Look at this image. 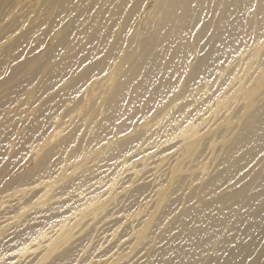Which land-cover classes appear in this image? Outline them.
<instances>
[{
    "label": "bare ground",
    "instance_id": "obj_1",
    "mask_svg": "<svg viewBox=\"0 0 264 264\" xmlns=\"http://www.w3.org/2000/svg\"><path fill=\"white\" fill-rule=\"evenodd\" d=\"M262 34L264 0H0V200L15 195L7 193L9 190L26 185L43 186L42 191L51 192V198L61 195L72 198L77 182L87 184L99 179L108 167L134 152L139 137L152 120L172 115L173 133L168 132L178 141L173 153L165 151L166 155L161 156L156 165H163L162 170L168 172V177L165 186L155 188L156 202L152 200L150 204H155L154 207L142 219L141 226L138 225L137 230L133 227L129 233L131 250L139 246L138 242H145L141 252L148 247L142 259L133 264H264V38L256 40ZM38 48L41 50L36 51ZM249 49L248 59L245 57L249 63L245 62L241 75L236 72L243 80L234 83V93L230 85L226 93L223 88L219 91L222 97L216 93L210 112L206 110L216 112L210 117L216 124L214 120L208 121L211 123L208 128L202 127L200 131L202 123L188 119L181 126L187 112L183 110L186 109L184 102L190 99L189 105H201L208 97V88L225 74L231 81H238L233 74L235 65ZM37 52L43 53L44 61L49 62L39 73L30 65ZM258 55V60L254 61ZM231 92L240 99L236 122H231L229 116L216 118L221 110H227ZM30 100L36 101V105L27 113ZM83 106H87V111L75 120L77 114L72 111ZM64 118L66 120H62ZM238 125V131L229 134ZM217 131H220L219 139L212 138L211 133ZM161 134L164 135L162 131ZM166 142L164 146L169 141ZM207 143L210 149H219L221 155L215 170L204 176V165L198 166L195 162ZM156 148L151 150L155 152ZM210 149L207 151H212ZM142 158L145 167L152 165L153 171L154 164L149 160L152 161V155ZM132 163L131 168L138 162ZM159 172L156 171V175ZM242 172L244 175L240 178H245L241 184L232 189L223 188ZM195 174L202 177L196 191L189 195L192 199L197 196V200L177 210V199L172 198L175 187L184 176ZM100 182H96V187ZM131 186L117 190L110 182L106 194L104 191L101 194L104 196L97 194L101 198L95 195L96 198L82 201L79 208L75 205L78 209L74 212L67 210L68 214L72 212L67 216L70 222H58L36 232L38 235L27 246L18 249L22 253L31 252L44 243L43 252L36 263L33 261L35 264H69L76 256L80 260L82 247L90 243L87 242L90 238L87 240L81 233L89 229L91 221L100 213L111 221L116 217H111L114 212L111 206L121 198L118 197L121 192L132 189L124 208L128 211L134 207L143 188ZM82 192L80 190L79 194ZM40 205L39 208L44 206ZM62 205V202L56 203L50 211L42 212L32 225L21 226L15 221L20 229L5 246H15L52 223L60 214L51 210H58ZM147 205L148 201L137 204L131 216L122 214L120 217L124 216L122 219L130 225L127 219L130 217L133 221ZM18 206L21 217L26 214L25 204ZM170 214L171 223L166 224L158 237L152 236L154 217L159 215L161 221ZM6 226L3 224L2 229ZM118 254L109 257L110 254L107 260L104 256L101 264H118L121 261ZM12 256L9 253L0 259L7 257L9 262H14L10 259ZM50 256H54L53 259L45 263Z\"/></svg>",
    "mask_w": 264,
    "mask_h": 264
},
{
    "label": "rangeland",
    "instance_id": "obj_2",
    "mask_svg": "<svg viewBox=\"0 0 264 264\" xmlns=\"http://www.w3.org/2000/svg\"><path fill=\"white\" fill-rule=\"evenodd\" d=\"M152 26H154V25H152ZM264 34H262V36H260V37H258V38H256V40H257V42H259V41H261V39H262V37L264 38V36H263ZM255 40V39H254ZM263 40V39H262ZM252 41H253V39H252ZM252 41H249V43L250 42H252ZM40 48H38L36 51H40L39 50ZM249 52H247V51H245L246 52V54H245V52L243 53V57H241L240 59H239V63L241 64H239V63H236V65H235V68H234V72H233V74L234 75H237V77L238 78H236V80H238V81H236V82H233V81H231L230 80V78H229V76H227V74H225V75H223L222 77H221V79L220 80H218L219 82L216 84V82H215V84L214 85H212L211 86V88L209 87L207 90H208V97H207V99L200 105V103H199V105L198 104H191V105H189V103H190V99H188V100H186L185 102H184V107H186V109H183L184 111L186 110L187 112H185V116L184 117H182V120H181V122H180V124H181V126L182 125H184V124H186L187 123V121L186 120H188V121H194L196 124H199V121L202 123L200 126V131H202L203 130V128L204 129H206V128H208V127H206V126H209L212 122L211 121H213L214 120V123L216 122V120L215 119H210V117H212L211 116V114L212 115H214V114H216V108H215V106H214V112L215 113H207L206 112V110H210V108L213 106L212 104H213V99H214V97H217V94L216 93H218V96H220V97H222V92H219V91H223V88H225L224 90H225V92L223 91V93H226L228 90H232V92H233V90H234V86H236L235 84L237 83V82H240L241 80H243V79H241V78H239L240 77V75H241V71H243V68H244V66L246 65V64H248L249 63V60L247 61V59H248V57H249V54H250V49L248 50ZM38 54H37V56L30 62V65H32V66H34V68H36L37 69V72L39 73V71L41 72L48 64H49V62H46V61H44L45 60V56H44V54L43 53H40V52H37ZM247 59H246V58ZM258 57H259V55L258 56H256L255 58H254V61H257L258 60ZM243 58H244V60H243ZM245 62H246V64H245ZM245 64V65H244ZM240 65V66H239ZM256 65H258L257 64V62L255 63V65H254V67L256 66ZM256 68V67H255ZM242 69V70H241ZM236 70V71H235ZM239 73V74H237V73ZM37 78V77H36ZM241 79V80H240ZM36 80V79H35ZM227 82V83H226ZM228 82H229V84H228ZM235 83V84H234ZM217 85V86H216ZM230 85V86H229ZM215 86V87H214ZM224 86H226V87H224ZM229 86V88L230 89H227V87ZM232 86V87H231ZM230 93L231 94V96H229L230 94H227L229 97H231V99L228 101V104L226 105L227 107H226V109L227 110H221L219 113H218V117H216V118H225V117H227V116H229L230 117V119H231V122L233 121V122H236V121H238L237 120V116H238V111H239V108H240V99L239 100H237V97H235L234 95H233V93ZM222 94V95H220V94ZM212 94V95H211ZM215 95V96H214ZM235 98H234V97ZM233 98V99H232ZM209 99H210V102H209ZM211 100H212V102H211ZM239 101V102H238ZM209 103V104H208ZM188 104V105H187ZM236 104H238V105H236ZM35 105H36V101H29V105H28V109H27V113H30L31 111H33L34 110V108H35ZM186 105V106H185ZM196 105H197V107H196ZM209 105V106H208ZM192 107V109H194V110H192L191 109V107ZM207 106V107H206ZM237 106V107H236ZM79 107V106H78ZM77 107V109H75V112L74 111H72L73 113H76L77 115H75V120L76 119H78V117H81V115H82V113H84V112H86L87 111V106H83V107H81V108H78ZM190 107V108H189ZM210 107V108H209ZM231 107H233L232 109V111L231 110H229ZM234 107H236V108H234ZM196 108H198V109H196ZM205 108V109H204ZM79 109V110H78ZM81 109V110H80ZM196 109V110H195ZM219 109V108H218ZM218 109H217V111H218ZM192 111V112H191ZM195 111V112H194ZM200 111V112H199ZM210 112V111H209ZM226 112V113H225ZM233 112V113H232ZM196 113V114H195ZM208 115V117L209 118H207V115ZM236 113V114H235ZM198 114V115H197ZM202 114H204V117H203V115ZM210 114V115H209ZM70 115V117H71V115H72V119H74V116H73V114L72 113H70L69 114ZM202 115V117H200ZM77 116V117H76ZM206 116V117H205ZM236 116V117H235ZM69 117V116H68ZM160 118H163L162 120L160 119ZM160 118H158V119H154V120H152L149 124H148V128H147V131L146 132H144L142 135L143 136H140L139 137V139H138V141H137V143H139V144H137V146H136V148H134V152L133 153H131V154H129V155H127V157H121L118 161H117V164H115V165H113V166H111V167H108V169H106V171H105V174H103V175H101L100 177H99V179H96V181H94V182H90V183H87V184H83V183H81V182H77L76 184H75V187H74V189H73V193H71V195H72V198H71V196L69 197V196H67V195H61L60 197H57V199L56 198H51V192H49V193H47L46 194V192L45 191H47L48 192V190H44V191H42L43 190V186H39V187H34L33 185H30V186H28V185H26V186H20V187H18V188H15V189H13V190H9L7 193H13L14 192V196L16 197L17 196V198L15 199V197L14 196H12V197H10V198H8L6 201L5 200H0V208L2 209V211H1V209H0V257H2V256H4V255H9V253L10 254H13V256L12 257H10V259H12L14 262H9L10 260H9V258H7V257H5V258H3L1 261H0V264H13V263H17V264H35L36 263V261H37V259L39 258L38 256L43 252V247H44V243H41L40 244V246H39V248L38 249H36V250H31V252H30V250L29 251H27V252H25V253H22V252H20L21 250H22V248L23 247H25V246H27L28 245V243L31 241V240H33V238H35L38 234L36 233V232H42V231H44V229L46 230V229H48V228H50L49 226H51V227H53L54 225H56V224H59L58 222H60V223H62V222H64V221H67V220H69L70 219V217H69V219H67V216L70 214V212L71 211H73L74 212V210L78 207V205L79 206H81V202L82 201H88V200H90V198H98V196L100 195L101 197L102 196H104V195H101V194H106V192H107V187L106 186H108L109 184H110V182L112 183H114V189H117V190H122L124 187H126V186H128V184H130V185H132L133 187H134V185H135V187H137V186H142V188H143V190H142V193L140 194V196L138 197V199H137V202L135 203V205H134V207H132L130 210H128V211H126L125 210V208H124V203H125V200L130 196V193H131V190H128V191H124V193H120L121 195H118V197L120 196L121 198H123L122 200H121V198H117L116 200H115V202L114 203H112L113 205L111 206V209H112V211H114L113 212V215H111V217H114V216H118V218H116V217H114V218H112V221H111V218L110 217H108V218H104L105 216H104V213H100L99 215H98V217H95L94 219H96V220H92L91 222H93V224L91 223L90 225H89V231L87 230V231H85L84 233H81V235L80 236H85V237H87V240L90 238L91 239V241H90V239H89V241H87V242H90V243H86V244H84V248H85V250H83L84 248L82 247V251L84 252V254H83V252L81 251L80 253L82 254V256H81V254L80 253H78L77 255H79V256H81L80 257V260H79V257L78 256H76L69 264H96V262L98 261V260H101L100 262L98 261L97 263L98 264H101L103 261H104V256H105V260H107L109 257H111V256H114V255H117L118 253L117 252H119V254H118V256L120 255V257L119 258H121V261L118 263V264H133V263H135L136 261H139V260H141L142 259V254L143 253H145V251H146V249L148 248H145V250L143 251V252H141L142 250V245H144L145 244V242L144 243H141L140 244V242H138L139 243V246H138V244H137V246H135V250H131V244H129L128 242H130L131 241V239H132V237H130L131 235V230H137L140 226H141V222H142V219L146 216V214H147V212L149 211H151L152 209L151 208H153L154 207V205L155 204H152V205H150L151 204V202H152V200H153V202L152 203H155L156 202V192H157V190L159 189V188H161V186L163 187V186H165V184H166V180H167V177H168V172L167 171H163L162 169H163V165L161 166V167H158V166H156V165H158L159 164V160H160V158H162L161 156H164V155H166L167 154V152L168 153H173V151L175 150V147H174V145H175V143L178 141V138H176L177 140H175V138L173 137V135H172V130H173V124H172V115H168L167 117H160ZM166 118V119H165ZM203 118V119H202ZM221 118V119H222ZM66 119H67V117H66ZM65 118L64 119H62V120H66ZM208 119V120H207ZM62 120H60L61 122H62ZM157 122H156V121ZM198 121V122H197ZM205 121H206V123H205ZM211 122V123H209V122ZM159 122V123H158ZM163 122V123H162ZM186 122V123H185ZM213 123V127H214V125L216 124H214ZM238 123V122H237ZM152 124V125H151ZM157 124V125H156ZM209 124V125H208ZM239 124V123H238ZM240 124H241V121H240ZM154 125H156V126H154ZM150 126H152V127H150ZM169 126H172V127H169ZM169 127V128H168ZM203 127V128H202ZM239 127H240V125H238V126H236V129H234L231 133H229V134H234V133H236L237 131H238V129H239ZM166 128H168V129H166ZM167 130V131H165V130ZM163 130L165 131V132H168L169 130L172 132V133H170V135H169V132H168V134H165V132H163ZM149 131V132H148ZM161 131H162V133H164V135L163 134H161ZM220 131H217V133L215 132V133H211V135L210 136H212V138H214L215 139V136L216 137H218V139H219V136L220 135H218V133H219ZM47 134L49 133V131H47L46 132ZM46 133L44 134V136L46 135ZM153 134H154V136H155V138L156 137H159L157 140L160 142V140L161 139H163V141H161L160 143L158 142V141H156V139L154 138V136H153ZM159 134L161 135V136H159ZM216 134V135H215ZM166 135V138H164V136ZM152 136H153V138H152ZM171 136V137H170ZM209 136V137H210ZM170 137V138H169ZM151 139V141H150V139ZM171 138H172V140H171ZM147 139V140H146ZM155 140V141H153V140ZM207 138H204V140H206ZM217 138H216V140H218ZM169 142H168V141ZM170 140H171V142L173 143H171L170 142ZM168 143H167V142ZM151 142H152V144H151ZM155 142V143H154ZM157 142V143H156ZM165 142L167 143V146H164L163 144H165ZM206 142H207V140H206ZM154 143V144H153ZM202 143V142H201ZM146 144V145H145ZM156 144V145H155ZM160 144H162L161 146H163V147H160ZM208 144V143H207ZM206 144V146H207V148H205L204 150L205 151H203L202 152V150H201V156L199 155L198 156V151L200 150V149H198L197 151H196V153H195V156L197 157V159H196V165H198V166H202V165H204V172H205V174H204V176H206V175H208L209 173H211L213 170H215V167H216V163H217V160L219 159L218 158V156L219 155H221V151L219 150V149H216V148H211L212 149V151H210V152H208L209 151V149H210V147H208L209 146V144L207 145ZM149 145V146H148ZM166 145V144H165ZM172 147H171V146ZM139 146H142L144 149L145 148H147V149H143L142 147H139ZM149 148H148V147ZM153 146H155L154 148H153ZM169 146V148H167ZM138 147V148H137ZM152 147V148H151ZM156 147H158V148H161V149H158V148H156ZM155 148H156V150L157 151H155V152H153L152 150H155ZM174 148V149H173ZM209 148V149H208ZM152 149V150H151ZM172 150V152H169L168 150ZM210 149V150H211ZM161 150H163V151H161ZM208 150V151H207ZM139 151V152H138ZM147 151V152H146ZM151 151L154 153V155H153V153L151 154ZM166 151V154L164 153ZM212 152L215 154V155H217L216 156V158H214L215 156H214V154H212ZM156 153H159L158 155L156 154ZM142 154H144V155H142ZM148 154H150V155H148ZM157 156H156V155ZM213 156H212V155ZM141 155L142 156H145L144 158H146V157H151V155H152V161H151V159H149L150 160V162L151 163H153L154 165H153V171H152V165L150 166V165H147L146 167H145V164H144V160L142 161L141 160ZM208 156H209V158H208ZM158 157V158H157ZM144 158H142V159H144ZM156 158V159H155ZM212 159V160H211ZM130 161H134V163L135 162H138V163H136V165H135V167L133 166V168H131V166H129L132 162H130ZM123 162V163H122ZM134 163H132V164H134ZM147 163H148V161H147ZM163 164H164V162H163ZM127 165V166H126ZM144 166V167H143ZM148 166H150V167H148ZM130 167V168H129ZM140 168L139 170H138V168ZM155 167V168H154ZM127 171H125L124 169ZM142 168V169H141ZM148 168V169H151V170H146V169ZM161 169V171L159 172L158 171V169ZM121 169H123V170H121ZM120 170H121V172H120ZM130 170V171H129ZM147 173V175H146V173L144 172V171ZM123 171H125V172H123ZM134 171V172H133ZM136 171H137V174L140 172H144V175L142 176V173L140 174H136ZM139 171V172H138ZM153 173H152V172ZM154 171H155V173H154ZM156 171L157 172H159V173H157V175H156ZM199 171H202V170H199ZM131 172H133V174H131ZM203 172V171H202ZM123 173L125 174V173H127V174H125V175H123ZM152 173V174H151ZM198 173H200V172H198ZM120 174H122L124 177H122V175H120ZM130 174V175H129ZM135 174V175H134ZM156 175V176H155ZM159 175V176H158ZM240 175V176H239ZM244 175V172H242V173H240V174H238L237 176H235L232 180H230V181H228L227 183H225L224 184V187L223 188H226V189H232V188H235V187H237L239 184H241L243 181H244V178L242 179V178H240L241 176H243ZM117 177V181L116 182H114V179ZM133 176H135V177H133L134 179H132V177ZM139 176V177H138ZM167 176V177H166ZM203 176V177H204ZM119 177V178H118ZM138 177V178H137ZM144 179H142V178ZM149 177H151V178H149ZM158 178V179H154V178ZM190 179H189V178ZM200 177H202V176H199V174H195V175H186V176H184V178L185 179H182L177 185H176V187H175V192H174V194L172 195V198L173 199H177V210H179V208H180V210L181 209H184V208H187L190 204H192V203H194V202H196V198H197V196H195V197H193V199H192V196L190 197V195L189 194H191V193H194L195 191H196V188L198 187V183H199V178ZM129 178L132 180V182H130L131 180H129ZM198 178V179H197ZM238 178H240L239 180H238ZM137 179H141V181L140 180H137ZM101 180V182L99 183V184H97V187H96V182H98V181H100ZM110 180V181H109ZM112 180V181H111ZM135 180H137V181H135ZM234 180V182H232ZM239 182H238V181ZM143 181H144V183H143ZM183 181V182H182ZM237 181V182H236ZM102 182H104V183H102ZM118 182H119V184H118ZM136 182H138L139 184H135ZM151 182H153V183H151ZM232 182V183H231ZM106 183V184H105ZM107 183H109V184H107ZM115 183H116V185H115ZM125 184V185H124ZM127 184V185H126ZM150 184V185H149ZM79 185V186H78ZM120 185H123V187L121 188L120 187ZM155 185H157L156 187H155ZM190 185V186H189ZM226 185H228V186H226ZM229 185H231V186H229ZM233 185V186H232ZM119 186V187H118ZM131 186V187H132ZM186 186V187H185ZM196 186V187H195ZM235 186V187H234ZM85 187V188H84ZM105 187H106V190H103V189H105ZM132 187V188H133ZM28 188H30L31 189V191H30V189L28 190ZM35 188V189H34ZM80 188V189H79ZM83 190H82V189ZM157 190H156V189ZM18 189V190H17ZM151 189H152V191H151ZM28 190V191H27ZM41 190V191H40ZM75 190H77V191H75ZM80 190L81 191H83L81 194H79V192H80ZM102 190V191H101ZM24 191V192H23ZM38 191H40V193L38 192ZM85 191H86V193H85ZM88 191V192H87ZM95 191H97V192H95ZM104 191V192H103ZM18 192V193H17ZM21 192V193H20ZM27 192V193H26ZM103 192V193H102ZM17 193V194H16ZM20 193V194H19ZM23 193L24 194H26V196L25 195H23ZM100 193V194H99ZM40 194H42V195H40ZM46 194V196H43V195H45ZM97 194H99L98 196H97ZM124 194V195H123ZM150 194V195H149ZM23 195V197H20V196H22ZM75 195H81V197H79V196H75ZM95 195H96V197H95ZM123 195V196H122ZM189 195V196H188ZM40 196V197H39ZM74 196V197H73ZM99 196V197H100ZM36 197H38L37 199H35ZM43 197H45L44 199H43ZM66 197V198H65ZM68 197V198H67ZM77 197V198H76ZM79 197V198H78ZM100 197V198H101ZM188 197H190V199H192L191 201H190V199L188 198ZM42 198V199H41ZM87 198V199H86ZM146 198V199H145ZM155 198V199H154ZM179 198V199H178ZM54 199V200H53ZM188 199H189V201H188ZM18 200H20V202L18 201ZM40 200V201H39ZM71 200V201H70ZM146 200V201H145ZM151 200V201H150ZM3 201V202H2ZM7 201H9V203L7 202ZM120 201V202H119ZM141 203H140V202ZM143 201V202H142ZM148 201V205H147V207H146V210L141 214V215H139L138 217H134L133 218V221H131L132 219H130V217H129V219H127V220H129L130 222H131V227H130V225H129V223H127V222H124V220L123 219H125V217L128 215H130L131 213L133 214V212H134V210H136V208L139 206V205H143V203H145V202H147ZM150 201V202H149ZM155 201V202H154ZM2 202V203H1ZM4 202H6V203H4ZM19 202V203H18ZM59 202H62L63 203V207H61L60 209H58V210H51V212H59V214H60V216H58L54 221H52V223H50L49 225H46V226H44V227H42V228H40V229H38V230H36V231H34L33 233H32V235L29 237V238H27V239H25V240H23L21 243H19V244H17V245H15V246H12V247H6L5 246V242H7L10 238H12L14 235H15V233L18 231V229H20V225L21 226H29V225H32V224H34L37 220H39L40 219V217H41V213L42 212H45V211H50V209L56 204V203H59ZM119 202V203H118ZM4 203V204H3ZM12 203V205H8V204H11ZM48 203V204H47ZM84 203V202H83ZM82 203V204H83ZM2 204V205H1ZM13 204H15V205H13ZM23 204H25V206H24V208L23 209H25L26 208V214H23L21 217H19L20 215H19V212H18V209H17V206H18V208H21V206L23 205ZM30 204V205H29ZM41 204V205H40ZM44 204V206L43 207H40L39 208V205L40 206H42ZM118 204V205H117ZM120 204V205H119ZM137 204H138V206H137ZM75 205H77V207H75L74 208V206ZM117 207H116V206ZM8 206V207H7ZM36 206H38V208L36 207ZM115 206V207H114ZM35 207V208H34ZM116 209H114V208ZM79 208V207H78ZM77 208V209H78ZM5 209V210H4ZM7 209V210H6ZM71 209V211L69 212V214H68V212H67V210H70ZM31 210V211H30ZM30 211V212H29ZM32 211H33V213H32ZM15 212H17V213H15ZM123 212V213H122ZM11 213V214H10ZM49 213V212H48ZM72 213V212H71ZM129 213V214H128ZM103 214V215H102ZM122 214L123 215H125V217L123 216V217H120V216H122ZM172 214H174L173 216H175V213H172ZM172 214H170V215H167L168 217H169V221H168V217L167 216H165V217H163V219L161 218V221L163 220V222H161L160 221V217H157V216H159V215H156L155 217H154V219L152 220V222H153V224H155L154 226H153V228H152V230H151V233H152V236H154L155 238L156 237H158L162 232H161V230L163 231V228L165 229L166 227L165 226H167V225H169V223H171L170 221L172 220V218L173 217H171L172 216ZM19 215V216H18ZM101 215V216H100ZM2 216H5V217H2ZM14 216V217H13ZM28 216V217H27ZM33 216V217H32ZM64 216V217H63ZM127 216V217H128ZM131 216V215H130ZM63 217V218H62ZM66 217V218H65ZM1 218H2V220H1ZM13 218V219H12ZM19 218V219H18ZM32 218V219H31ZM62 218V219H61ZM99 218V219H98ZM110 218V220H108L107 221V219H109ZM123 218V219H122ZM159 219V220H157V219ZM167 220H166V219ZM63 219H65V220H63ZM101 219V220H100ZM105 219H106V221H105ZM156 219V220H155ZM14 220V221H13ZM23 220V223L21 222ZM26 220V221H25ZM104 220V221H103ZM114 220V221H113ZM122 220V221H121ZM135 220V221H134ZM15 221H17V223L19 224L20 223V225H18ZM54 222V223H53ZM69 222H70V220H69ZM69 222H67V223H69ZM120 222V223H119ZM135 222V223H134ZM159 222V223H158ZM160 222H161V224L162 225H164V227L160 224ZM16 225H15V224ZM123 223V224H122ZM133 223V224H132ZM156 223H157V225H156ZM168 223V224H167ZM7 225L6 226V228H4V229H2V225ZM52 224H54V225H52ZM97 224V225H96ZM100 224V225H99ZM114 224H116V225H114ZM118 224H120V225H118ZM167 224V225H166ZM96 225V226H95ZM117 225L119 226V227H117ZM138 225H139V227H138ZM159 225H161L160 227L162 228H159V230H160V232H159V230H156L157 229V227H159ZM12 226V227H11ZM94 226H95V228H94ZM156 226V227H155ZM128 227H129V229H128ZM134 227V229H132ZM95 229V231H94V229ZM112 228V229H111ZM117 228V230H115ZM8 229V230H7ZM91 229V230H90ZM153 229H155V231L153 230ZM94 232H93V231ZM116 231V233H115V231ZM113 231H114V233H113ZM87 232V233H86ZM106 235H105V234ZM107 233H108V235H109V237H111V240H110V238L108 237V235H107ZM110 233V234H109ZM130 233V234H129ZM9 234V235H8ZM52 234H54V233H52ZM52 234L50 235V236H52ZM93 236H92V235ZM101 234V235H100ZM104 234V235H103ZM154 234H156V235H154ZM34 235V236H33ZM86 235H88V236H86ZM96 235H97V238H96ZM103 235V236H102ZM112 235H114V236H112ZM90 236V237H89ZM99 236V237H98ZM101 236V237H100ZM131 238H129V237ZM104 237V238H103ZM31 238V239H30ZM101 238V239H100ZM113 238V239H112ZM109 239V240H108ZM123 239V240H122ZM127 239V240H126ZM93 240V241H92ZM96 240V241H95ZM108 240V241H107ZM124 240H126V241H124ZM100 241V242H99ZM122 241V242H121ZM123 241L125 242V243H123ZM107 242V243H106ZM115 243H116V245H115ZM117 243H120V244H117ZM123 243V244H122ZM21 244H22V247H21ZM25 244V245H24ZM44 244V245H43ZM89 244V245H88ZM104 244L106 245V246H104ZM109 244V245H108ZM43 245V246H42ZM103 245V246H102ZM101 246H102V249H101ZM114 246V247H113ZM121 246V247H120ZM128 246H129V248H128ZM20 247V248H19ZM38 247V246H37ZM100 247V248H99ZM113 247V248H112ZM10 248V249H9ZM21 249V250H19V249ZM35 248V247H34ZM99 248V249H98ZM104 248V249H103ZM120 248V249H119ZM123 248V249H122ZM13 249V250H12ZM16 249V250H15ZM98 249V250H97ZM125 249V250H124ZM127 249V250H126ZM11 250V251H10ZM38 250V251H37ZM42 250V251H41ZM115 250V251H114ZM34 251V252H33ZM94 251H96L95 253H94ZM98 251V252H97ZM130 251H132V252H130ZM19 252V255H17V253ZM30 252V253H29ZM36 252V253H35ZM38 252V253H37ZM4 253H7V254H4ZM21 253V254H20ZM27 253H28V255H27ZM35 253V254H34ZM93 253V254H92ZM112 254V255H110V254ZM114 253V254H113ZM128 253H129V255H128ZM2 254V255H1ZM4 254V255H3ZM16 254V255H15ZM26 254V255H25ZM30 254V255H29ZM34 254V256H32V255ZM110 256H109V255ZM123 255H126V257L125 258H122L121 256H123ZM19 258H18V257ZM22 256V257H21ZM28 256H30V257H28ZM31 256H32V258H34V259H32L31 258ZM109 256V257H108ZM129 256V257H128ZM21 257V258H20ZM53 257L54 256H50V257H48L47 258V261H45V263H47V262H49L50 260H52L53 259ZM91 257V258H90ZM108 257V258H107ZM25 258V259H24ZM29 258V259H28ZM100 258V259H99ZM103 258V259H102ZM107 258V259H106ZM23 259V260H22ZM27 259V260H26ZM76 259V260H75ZM89 259H94V261H96L95 263H93V261H92V263H91V261H89ZM97 259V260H96ZM126 259V260H125ZM19 260H21V261H19ZM24 260H26V261H24ZM30 260H32V261H30ZM49 260V261H48ZM75 260V261H74ZM33 261H35V263L33 262ZM9 262V263H8ZM20 262V263H19ZM33 262V263H32ZM75 262V263H74ZM85 262V263H84Z\"/></svg>",
    "mask_w": 264,
    "mask_h": 264
}]
</instances>
